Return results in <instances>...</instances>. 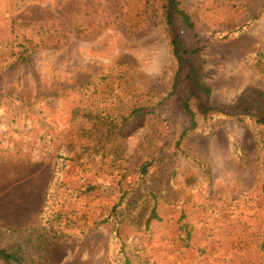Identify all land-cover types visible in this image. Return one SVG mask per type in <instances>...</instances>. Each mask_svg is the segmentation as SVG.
I'll return each instance as SVG.
<instances>
[{
  "label": "rangeland",
  "instance_id": "rangeland-1",
  "mask_svg": "<svg viewBox=\"0 0 264 264\" xmlns=\"http://www.w3.org/2000/svg\"><path fill=\"white\" fill-rule=\"evenodd\" d=\"M181 1L211 104L264 111V0L220 26L200 14L211 0ZM161 4L0 0V248L30 264H264V126L193 103L181 138L190 118L161 103Z\"/></svg>",
  "mask_w": 264,
  "mask_h": 264
},
{
  "label": "trees",
  "instance_id": "trees-1",
  "mask_svg": "<svg viewBox=\"0 0 264 264\" xmlns=\"http://www.w3.org/2000/svg\"><path fill=\"white\" fill-rule=\"evenodd\" d=\"M129 1V0H128ZM206 1V0H205ZM161 16L164 24L165 36L168 40V49L171 55V85L168 94L161 100V103H173L175 109L181 114L190 118V128L185 130L181 136L183 138L187 133L197 128V114L193 103L200 116L207 118L209 116H225L235 122H244L249 118H254L256 123L264 126L263 108H258L257 114L249 113L248 107L240 110L239 106H214L211 104L212 91L210 86L203 80L204 63L200 60L201 47L195 45L196 19L183 6L181 0H161ZM212 4H206L201 8L200 14L212 23L213 26H220L226 22H234L245 15L246 6L238 3L237 0H211ZM130 2H128V6ZM146 13L145 10H141ZM139 15V14H137ZM135 17L136 26L140 25L139 16ZM245 24L240 27L238 32L245 33L250 26ZM258 60L254 65L257 73L264 76V53H257ZM120 79L123 74H118ZM150 97V96H149ZM139 99L136 93L132 95L131 100ZM131 100H128L129 102ZM138 104H142L138 103ZM136 103V105H138ZM134 105L129 117L139 112L147 111L144 106ZM135 107V108H134ZM124 115V112L123 114ZM253 115V116H252ZM122 117V116H121ZM50 205L48 201L46 207ZM118 207V206H117ZM113 208V217H116V209ZM150 221V220H149ZM119 237V228L115 230ZM0 260L7 263L30 264L27 260L17 257L16 254L0 248ZM129 260L126 259V264Z\"/></svg>",
  "mask_w": 264,
  "mask_h": 264
}]
</instances>
